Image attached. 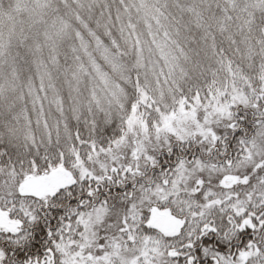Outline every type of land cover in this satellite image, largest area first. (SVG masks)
<instances>
[{
	"label": "trees",
	"instance_id": "1",
	"mask_svg": "<svg viewBox=\"0 0 264 264\" xmlns=\"http://www.w3.org/2000/svg\"><path fill=\"white\" fill-rule=\"evenodd\" d=\"M263 42L264 0H0V173L21 179L15 198H0V264H63L59 246L79 242L87 207L151 190L185 157L222 162L228 139L235 158L247 130L264 123V107L238 112L252 124L219 144H175L139 174L91 165L142 98L146 55L149 66L165 56L179 67L170 82L186 72L229 84L236 69L264 64ZM192 220L198 234L202 219Z\"/></svg>",
	"mask_w": 264,
	"mask_h": 264
},
{
	"label": "rangeland",
	"instance_id": "2",
	"mask_svg": "<svg viewBox=\"0 0 264 264\" xmlns=\"http://www.w3.org/2000/svg\"><path fill=\"white\" fill-rule=\"evenodd\" d=\"M146 57L140 73L145 83L139 84L144 87L140 91L142 98L131 105L124 128L113 144L102 150H93L92 155L97 153L91 161L95 169L107 173L122 171L125 178L141 173L142 168L156 166L162 159H157L158 154L169 152L175 144L189 150L196 147L207 150L219 144L226 132L238 127V112L252 109L260 113L264 107V103L259 102L260 97L264 99V64L258 65L259 69H256L257 64L253 65L249 68L250 74L236 69L234 81L229 84L226 81L213 84L211 80L215 78L205 79V75L197 78L186 72L178 81L170 82L168 78L181 75L179 67L163 56L153 69L147 64L149 55ZM262 61L264 51L259 62ZM100 99H103L102 94ZM234 120L237 121L235 124ZM256 125L252 134V130H247L251 138L245 143L240 141L241 152L236 153L235 158H228L223 148L220 149L225 156L222 162L185 157L161 180L166 185L164 188L162 183L147 192L137 188L130 198L120 199L111 207H87L80 219L84 233H77L79 242L64 241L59 246L62 263L161 264L147 258L141 261L133 250L122 249L133 236L132 232L126 231L127 217L141 215L147 209L151 214L156 208L152 219L159 230L163 224L179 227L184 220L181 212L193 209L188 213L201 217V210L215 209L222 192L240 193L239 197L245 201L252 195H263L264 123ZM3 174L0 173V198L5 195L15 198L17 183L13 184L21 179L13 181L12 177ZM226 179L231 180L229 186L225 185ZM132 221L140 220L134 216ZM147 221L148 217L144 218L146 224ZM260 255L264 257V253ZM254 264H264V260H256Z\"/></svg>",
	"mask_w": 264,
	"mask_h": 264
},
{
	"label": "flooded vegetation",
	"instance_id": "3",
	"mask_svg": "<svg viewBox=\"0 0 264 264\" xmlns=\"http://www.w3.org/2000/svg\"><path fill=\"white\" fill-rule=\"evenodd\" d=\"M251 124L250 121L242 122L239 128ZM233 141L234 139H228L225 142L224 148L228 156L233 153V148H237L229 147ZM161 166L157 167L158 171ZM226 180L225 185L229 186L231 180ZM239 194L222 192L221 199L216 203L217 208L201 210L203 213L198 234L193 233L196 223L191 218L196 213H188L193 209L181 212L180 216L184 220L179 227L175 224H163L160 230L152 219L156 208L151 214L147 209L141 215H134L140 220L136 223L129 216L126 219V231L132 232L133 236H130V241H126L122 249L133 250L141 261L147 258L155 262L168 261V264H254L256 260L262 262L264 257L260 253H264V194L252 195L248 201L240 198ZM147 217L146 224L144 218ZM138 222L140 224L137 225Z\"/></svg>",
	"mask_w": 264,
	"mask_h": 264
},
{
	"label": "water",
	"instance_id": "4",
	"mask_svg": "<svg viewBox=\"0 0 264 264\" xmlns=\"http://www.w3.org/2000/svg\"><path fill=\"white\" fill-rule=\"evenodd\" d=\"M229 179H227L226 181H228Z\"/></svg>",
	"mask_w": 264,
	"mask_h": 264
}]
</instances>
